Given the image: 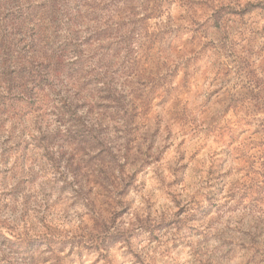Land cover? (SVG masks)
<instances>
[{"label": "rangeland", "instance_id": "obj_1", "mask_svg": "<svg viewBox=\"0 0 264 264\" xmlns=\"http://www.w3.org/2000/svg\"><path fill=\"white\" fill-rule=\"evenodd\" d=\"M0 264H264V0H0Z\"/></svg>", "mask_w": 264, "mask_h": 264}]
</instances>
